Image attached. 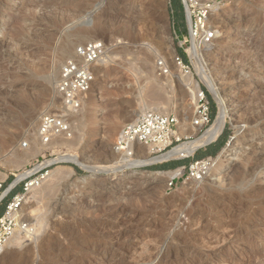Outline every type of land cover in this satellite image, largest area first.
<instances>
[{
  "label": "rangeland",
  "instance_id": "obj_1",
  "mask_svg": "<svg viewBox=\"0 0 264 264\" xmlns=\"http://www.w3.org/2000/svg\"><path fill=\"white\" fill-rule=\"evenodd\" d=\"M190 1L0 0V195L19 181L4 197L5 205L12 190L20 192L28 176L48 166L39 186L26 194V207L35 211L26 208L22 214H28L34 232L29 238L22 234L0 264H264V0H192L194 6ZM204 4L209 6L201 34L214 38L202 43L199 57L226 94L229 111L215 140L224 142L213 158L235 124L242 129L221 171L199 182L187 178L192 156L206 146L175 157L189 160L185 165L168 170L145 165L114 179L104 172L92 176L69 159L112 165L118 160L112 159L113 144L129 122L123 116L135 119L144 109L179 117L187 105L191 121L195 90L183 82L187 74L209 99L213 124L218 104L187 52L188 21ZM174 6L183 7L182 23ZM98 13L88 40L103 39L109 48L93 86L100 101L79 111L81 117L69 116L70 139L43 146L39 117L60 106L53 90L60 61L52 64L54 57L77 30L92 28L87 22ZM156 78L163 95L151 97ZM39 100L45 104L37 106ZM158 100L170 105H157ZM182 122L173 146L203 134ZM177 169L181 177L172 188L169 175L156 174ZM47 180L54 182L50 190L44 187Z\"/></svg>",
  "mask_w": 264,
  "mask_h": 264
},
{
  "label": "built area",
  "instance_id": "obj_2",
  "mask_svg": "<svg viewBox=\"0 0 264 264\" xmlns=\"http://www.w3.org/2000/svg\"><path fill=\"white\" fill-rule=\"evenodd\" d=\"M190 2V5L194 6V2L192 0ZM208 6L209 4H204L196 10L195 19L191 21L192 28L189 27L190 38L192 32L196 39H205V34H201V32ZM108 52L109 48L105 40L91 39L76 46L73 53L62 63L55 85V93L60 102L59 109L53 113H42L38 121L37 136L43 145H48L58 138H71L73 131L69 116L82 108L84 100L96 81L97 68L109 58ZM176 61L186 73L190 71L180 57L176 56ZM195 103L193 125L198 127L202 134L211 126L212 120L210 101L200 86L196 91ZM176 129L177 118L175 115L154 110L143 111L135 119L122 126L113 144V151L119 156L133 157L136 154V148L142 146L149 149L151 155L165 153L173 147L174 143L180 141L176 137ZM26 145L27 143L23 144L24 147ZM42 152H47V149ZM212 159L213 157L208 156L190 162L185 169L187 178L198 182L202 181L207 175ZM47 167L45 166L28 176L23 183L22 190L12 195L0 214V258L13 235L16 233L26 236L33 234L34 227L23 219L20 208L25 195L32 188L39 186L47 175ZM180 177L181 175L171 177L167 185L168 188L175 187Z\"/></svg>",
  "mask_w": 264,
  "mask_h": 264
},
{
  "label": "bare ground",
  "instance_id": "obj_3",
  "mask_svg": "<svg viewBox=\"0 0 264 264\" xmlns=\"http://www.w3.org/2000/svg\"><path fill=\"white\" fill-rule=\"evenodd\" d=\"M99 16H100V14L98 13V15H95V17L93 19L88 20L87 24L91 23L92 24V28H86V27L84 28L83 27L80 30H77L75 32V34H74V39L73 40H70V39L66 40L59 47V49H58V51H57V53H56V55L54 57V60L52 62V64H53V63H56V62L60 61L59 65L57 67V74L54 77L53 90H54V87H55L54 85H55V83L57 81V78H58V74H59V70H60V64L62 63V61L67 59L73 53V51H74L76 46L88 41V39L90 38V33L93 32V30H95L97 25H98ZM188 17H190V13L189 12H188ZM188 22H189V27L192 28L190 20ZM212 36H213V34H208V32H207V35H206L205 39L200 41V43H199V42H196L195 37L193 36V34L191 32V45L187 49L188 54L192 57V59H195V66H196V69H197V71L199 73L198 75L201 77L202 81L207 85V87L209 88L208 90L211 91L214 99L216 100V102L218 104V112H217V115H216V118H215L213 124L202 135L196 137L195 139H192V140H189V141H186V142H182V143H180V144H178L176 146H173L171 149H169L165 153H162V154H159V155H151L150 150L146 149L145 147H142V146H139V147L136 148V154L133 157L119 156V155H117L116 153L113 152L112 156H114V157L112 159L118 158V160L116 162H113V164L109 165V166H94V165L91 166V165L87 164L88 162L86 163L84 161V163H83L82 161L77 159L78 157L77 158L76 157L71 158V157H68L67 155L66 156L69 159H72V160L74 159V161L77 162L86 171L91 172L92 176L97 174V173H99V172H104V173H109L110 176H111L110 178L114 179V178H117L119 176L130 174V172L133 173L132 171H134L135 168L140 167V166H145V165H148L150 163L162 161V160L169 159V158L187 156V155L191 154L199 146H202V145L206 144L207 142L212 141L213 139H215L221 133V131H222L227 119L229 118V111H228V105L226 103L227 102L226 101V94H224L223 91L220 90V88L217 86L216 81H214V79L212 78V75H211L210 71L204 66V64H202V62L200 60V57H199V53L202 50V43H203V45H208L207 41H211V39L214 38V37L212 38ZM72 43H74L73 46H71ZM246 46H247V44H246ZM106 61H108V60H106ZM105 63L101 64V66L99 65L100 67L97 68V73L101 72L104 69V67L106 65ZM162 65H165V64L162 63ZM181 78H182L183 82H185L187 85H192L194 87L195 92L193 91V98H194V101H195L196 91L198 89L197 81H195L191 77V75H188V74L184 75V76H181ZM48 79H49L48 76H46V80H48ZM97 80H98V77H97L96 81L94 82L93 86L98 84ZM49 81H50V79H49ZM159 83H160V79L156 78V81L154 82V84L152 83L154 86L151 85V86H153V87H151L152 89L149 88V90H150L149 93H150V95H152L151 97H154V96L159 97L161 95V93L163 95V92H161V88L157 87V85ZM97 89H99V88H97ZM95 91H96V89H94V87H93L92 90L89 92L87 98L84 100L82 108L79 111H81L83 109L86 111V110L89 109L90 106H92L96 102L98 103L100 101V99H99V97L97 95L98 93H96ZM54 92H55V90H54ZM151 97H150V99H151ZM57 98H58V96H57ZM37 102H38L37 106L40 105V104H45V101H43V100H39ZM156 103H157V105L159 103L161 105L162 104L163 105H170L169 102H165V101L164 102H162V101L160 102L159 101V102H156ZM156 103L154 102V105H156ZM46 104L50 105L51 103H46ZM188 109L189 108L187 107V105H184L181 108V110H180V112L178 114L179 117L174 114L176 116V118H177V127L178 128L176 129V132H175L177 138H180V135L182 133V127H181V126H183L182 125L183 124L182 121H184L185 124H189L193 129L198 128V127H195L193 125V120L195 118V115H192L191 121H190V118H189V115H188ZM144 110H141V111H144ZM79 111L75 112V113H77L76 117H81V116L78 115ZM42 113H45V112H42ZM75 113H73V114L75 115ZM133 113H131V116H133L132 115ZM260 115H264V107L261 110ZM129 116H130V114L128 116H123L122 119H127L128 118V121L132 120L133 118L130 119ZM75 119L77 120V118H75ZM69 122H70V120H69ZM114 128H116V126ZM234 128H235V130H234L233 134L231 135L229 141L227 142L226 146L224 148H222L221 152L217 155V157L212 159L211 165H210V167L208 169V172H207L206 176H211V175L215 176L217 173H219L221 171V169L223 168L225 162L236 151L238 142H239V140L241 138V135H242V129H241V126L239 124H235ZM110 130H113V129H110ZM61 140H64V139L63 138H58V139L52 141L50 144H55L56 142H59ZM67 142L69 143V141H66V143ZM43 146H45V145H43ZM141 149L142 150L145 149V151H142ZM72 156H74V155H72ZM67 157H64V158H67ZM59 170L60 169H58V171ZM128 171H130V172L128 173ZM180 173H181V169H177V170H174V171H164V172H159L158 171V172H156L157 175L166 174V175H169L170 177H173L174 175H179ZM91 175H90V177H91ZM48 181L49 180H47L46 182L45 181L43 182V183L46 184V185L44 184V187L46 186L47 189L51 188L52 185L54 184V182L51 181L50 182V183H52V185H51V184H49ZM47 182H48V184H47ZM35 189H36V187L32 188L31 190L33 191ZM42 189H43V187H42ZM43 190H45V189H43ZM26 196L27 195H25L24 201H23L22 206L20 208V214L24 213L26 208L30 209L29 212L31 214L35 211V209H32L30 206L26 207L27 206L26 204L29 201L28 200L29 197H26ZM22 217H23V219L25 221L28 222V220H29L28 214H25V215L22 214ZM31 226L33 227L34 225L31 224ZM35 229L37 230V228H35ZM23 236H25V235H23ZM23 236H22L21 233H16L15 235H13L12 238L10 239L9 243L7 244L5 252L9 248H11V246H12V248H16V246H18L20 244L21 239L23 238ZM28 238H29V236H28Z\"/></svg>",
  "mask_w": 264,
  "mask_h": 264
},
{
  "label": "trees",
  "instance_id": "obj_4",
  "mask_svg": "<svg viewBox=\"0 0 264 264\" xmlns=\"http://www.w3.org/2000/svg\"><path fill=\"white\" fill-rule=\"evenodd\" d=\"M179 1H180V4H181V0H179ZM174 10H175L176 15H178V17L180 18L179 21H181V23H182V19H183V16H184L183 7L182 6H178L177 8H175V6H174ZM213 114H214V110L211 113V120L213 118ZM222 142H224L223 138H218L217 141L207 145L205 150L198 151L196 153L195 158L200 159V158H205L207 156H212V157L215 156L217 151H218V149H219V146L222 144ZM175 162H177V161L167 162V163H164V164H155V165L149 166V168L152 169V170H168V169L173 168V164H175ZM16 192H17V188L12 190L10 195L12 196ZM4 207H5V200L3 198L0 201V214L3 212Z\"/></svg>",
  "mask_w": 264,
  "mask_h": 264
},
{
  "label": "water",
  "instance_id": "obj_5",
  "mask_svg": "<svg viewBox=\"0 0 264 264\" xmlns=\"http://www.w3.org/2000/svg\"><path fill=\"white\" fill-rule=\"evenodd\" d=\"M217 138V137H216ZM216 138L215 139H213L212 141H209V142H207L206 144H204V145H202V146H199L198 148H196L192 153H195L199 148H201V147H205V146H207V145H209V144H211L212 142H214L215 140H216ZM172 159H180V158H169V159H165V160H162V161H158V162H153V163H150V164H148V165H151V164H157V163H162V162H165V161H169V160H172ZM73 163V162H72ZM75 164V163H74ZM76 165V164H75ZM78 166V165H77ZM81 168V167H80ZM19 182V181H18ZM18 182H13L12 184H11V186L7 189V190H5L1 195H0V201L7 195V193L18 183Z\"/></svg>",
  "mask_w": 264,
  "mask_h": 264
},
{
  "label": "crops",
  "instance_id": "obj_6",
  "mask_svg": "<svg viewBox=\"0 0 264 264\" xmlns=\"http://www.w3.org/2000/svg\"><path fill=\"white\" fill-rule=\"evenodd\" d=\"M213 143V142H212ZM196 153V152H195ZM194 153V154H195ZM193 158L190 160V161H193V160H196L197 158H195V156H192ZM189 160H181V159H178L177 162H175V164H173V168L176 166H181V165H185L186 163H188Z\"/></svg>",
  "mask_w": 264,
  "mask_h": 264
}]
</instances>
